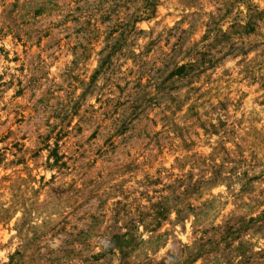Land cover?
<instances>
[{
    "label": "rangeland",
    "instance_id": "374dc122",
    "mask_svg": "<svg viewBox=\"0 0 264 264\" xmlns=\"http://www.w3.org/2000/svg\"><path fill=\"white\" fill-rule=\"evenodd\" d=\"M0 264H264V0H0Z\"/></svg>",
    "mask_w": 264,
    "mask_h": 264
}]
</instances>
